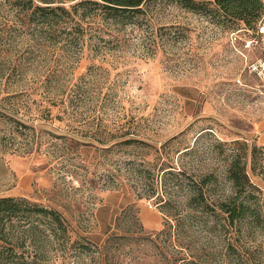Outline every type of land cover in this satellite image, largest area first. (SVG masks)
I'll use <instances>...</instances> for the list:
<instances>
[{
  "label": "rangeland",
  "instance_id": "374dc122",
  "mask_svg": "<svg viewBox=\"0 0 264 264\" xmlns=\"http://www.w3.org/2000/svg\"><path fill=\"white\" fill-rule=\"evenodd\" d=\"M31 12L0 0V105L34 127L3 141L0 196L58 206L81 227L91 248L66 264H166L154 233L175 224L169 213L197 209L198 187L213 206L243 199L228 173L239 155L259 187L260 224L186 218L174 245L208 253L197 264H264V148L252 157L264 146V93L249 70L260 47L246 45L257 20L213 1L151 0L134 22L96 17L79 30L77 17ZM15 125L0 117V134Z\"/></svg>",
  "mask_w": 264,
  "mask_h": 264
},
{
  "label": "trees",
  "instance_id": "16d2710c",
  "mask_svg": "<svg viewBox=\"0 0 264 264\" xmlns=\"http://www.w3.org/2000/svg\"><path fill=\"white\" fill-rule=\"evenodd\" d=\"M70 1L75 2L69 7L62 4L53 5L55 2L52 0H15V3L21 6V10L32 9L31 15L39 14V16L53 19L55 22L64 20L65 16L70 17L71 20H75L77 17L75 27L79 30L84 28V21L87 19L94 21L96 17L103 20L102 25L111 27L124 26L128 22H134L151 0ZM177 1L191 8L196 7L197 2L213 1L225 15L235 20H242L247 24H251L255 20L259 22L264 14L263 0ZM257 26L253 35L258 30ZM11 113L13 112L10 109L0 105V117L10 119L16 124L14 131L0 134V154L8 149L5 147L4 140L11 139L13 141V143H9L10 147L14 144L19 128L34 129L15 118ZM76 143L89 144L86 141H76ZM263 148L264 146L262 148L253 147L254 161L256 151H261ZM228 173L239 195L243 194L242 200H222L213 206L206 200L202 187H198L189 198L190 205L193 203L199 205L197 209L188 211L186 214L169 213L176 219L175 224L166 220L165 227L154 233L152 241L161 247L166 264H197L202 256L208 255L205 252L200 254L192 252L189 244L181 245L179 250L175 248L174 242L181 243L182 241L183 223L186 218L205 219L213 215L216 219H223L228 225L244 220H248L254 226L260 224V212L253 206L257 198L254 191L259 190V187L250 178L242 157L239 155L235 157ZM210 180L211 176H206L202 180V184L205 185ZM145 190L146 195L150 197L156 193L157 188L150 185ZM80 228L79 225L73 224L64 210L58 206H46L22 196H0V264H66L73 254L81 255L91 248L89 238L81 232ZM171 229H175V231H171ZM115 237H124V235ZM112 238H109L101 248L104 259H107Z\"/></svg>",
  "mask_w": 264,
  "mask_h": 264
},
{
  "label": "built area",
  "instance_id": "2783aa9c",
  "mask_svg": "<svg viewBox=\"0 0 264 264\" xmlns=\"http://www.w3.org/2000/svg\"><path fill=\"white\" fill-rule=\"evenodd\" d=\"M257 28L256 34L247 41L246 45L250 47L253 44H258L260 47V55L249 64V70L260 80L259 87L264 93V14L260 18Z\"/></svg>",
  "mask_w": 264,
  "mask_h": 264
},
{
  "label": "crops",
  "instance_id": "0c3cea01",
  "mask_svg": "<svg viewBox=\"0 0 264 264\" xmlns=\"http://www.w3.org/2000/svg\"><path fill=\"white\" fill-rule=\"evenodd\" d=\"M260 141H261L260 143L264 144V135H263V137L261 138Z\"/></svg>",
  "mask_w": 264,
  "mask_h": 264
}]
</instances>
